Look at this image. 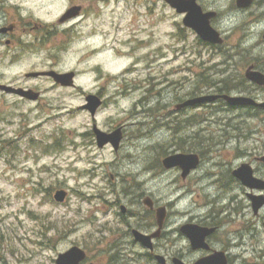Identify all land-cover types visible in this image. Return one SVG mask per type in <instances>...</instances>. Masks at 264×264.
Masks as SVG:
<instances>
[{"label": "rangeland", "instance_id": "rangeland-1", "mask_svg": "<svg viewBox=\"0 0 264 264\" xmlns=\"http://www.w3.org/2000/svg\"><path fill=\"white\" fill-rule=\"evenodd\" d=\"M26 2L58 34L35 47L20 67L1 68L0 75L9 80L52 66L73 71L76 87L47 88L45 79H37L32 83L44 91L37 102L0 95V264H55L72 247L85 251L82 264H145L134 248L114 243L122 234L129 241L125 225L134 224L126 214L119 225L117 210L110 207L114 191L121 199V191L128 190L125 180L141 183L158 205L172 203L170 219L175 211L180 217L168 227L164 249L184 247L185 236L173 242V229L188 219L186 213L206 215L214 198V209L221 206L222 191L215 177L205 183L195 175L180 183L159 178L162 156L196 144L199 136L209 150L184 151L202 157L197 175L222 173L215 163L235 159L241 145L264 153V119L236 118L220 102L179 112L175 106L213 94L209 87L237 85L252 64L264 70V1L228 26L242 22V31L215 47L186 29L163 0ZM79 3L86 8L83 16L59 24L66 7ZM64 29L69 32L63 36ZM90 94H101L105 103L95 115L98 128L128 124L117 153L82 136L93 122L80 109ZM145 110L149 115L141 113ZM159 113L164 117L153 118ZM167 121L170 128L163 126ZM146 166L149 171L141 174ZM183 185L191 193L180 199ZM59 190L66 193L61 203L53 198ZM124 206L130 210L127 201ZM141 251L138 246L134 252Z\"/></svg>", "mask_w": 264, "mask_h": 264}, {"label": "flooded vegetation", "instance_id": "flooded-vegetation-1", "mask_svg": "<svg viewBox=\"0 0 264 264\" xmlns=\"http://www.w3.org/2000/svg\"><path fill=\"white\" fill-rule=\"evenodd\" d=\"M259 1L260 0H251L250 5L246 7H238L236 0H195V3L200 7L202 15H206L210 27L219 34L224 42L225 40L232 38L238 32V30L242 31V22L240 25H235L234 28H229L228 26H230V24L233 22L241 21L242 14L247 13L253 7H256L254 5ZM225 2L227 5H224ZM26 3V0H0V69L14 70L20 67L22 64H24L26 55H33L35 47L37 46L47 45L52 40L54 32H56V30H54V26H50L53 24H49L48 22H45L41 18L37 17L32 7L26 6ZM72 8H77V15L68 20L61 21L64 15ZM85 11L86 8H84L81 3L76 5L73 4L68 8L66 7L65 11L59 17L58 23L65 25L74 19L81 18ZM180 17L183 18V16ZM259 19L260 17L253 22H259ZM68 29L62 30L60 34L64 36L65 33L69 32ZM189 30L193 32L195 36H197L194 31L191 29ZM56 34L58 33L56 32ZM249 68L252 71L259 72L264 75L262 72L264 70L261 71L259 66L252 64L246 68L243 76L240 75L238 84H232V86H234L233 89H229L228 91L226 90V93L224 94L216 95L245 97L255 101L257 105L231 106L225 100L220 99L217 102L221 103L220 105L222 106V109L226 111V113H231L232 116L236 118L264 119V108L258 106V104L264 103V85H258L257 83L246 79V73ZM50 71L64 73L62 71H57L52 66H49L47 68L40 69V71L24 73L22 77H20V75L14 76L9 80H4V75H0V86L37 93L39 94L37 100L35 101L37 102L42 98L44 91L35 86L32 83L33 80L45 79L49 84V87L47 88H66L55 83L49 76H30V74L35 72ZM238 93H242L244 95L238 96ZM0 95L2 98H4V96H11L17 100L29 101L26 98L14 93L6 92L3 89H0ZM97 96L102 101L101 106L97 109L98 111L105 103L102 100L101 94H98ZM84 105H82L80 108L83 111ZM180 105L181 104L175 106L176 112L182 110ZM146 111L147 110L144 112L142 111L141 113L147 114ZM141 113H137L136 115L141 116ZM95 115L92 117L89 114V116L93 119L91 124L92 127L82 136L86 138V140L93 141L94 145L98 149L111 147L113 152L117 153L121 146L122 134L127 130L128 124L119 125L118 128L113 127L101 130L97 127ZM147 115H149V112ZM163 117L164 115L159 113L153 118L159 120ZM177 118L178 117H176V114L174 113L173 120ZM94 126H96L105 134H110L121 128V139L118 149L115 150L111 144H106L102 148H99L97 145L96 136L93 132ZM163 126L170 128L168 121L163 124ZM173 126L171 127L172 130H174ZM243 138L244 137H242V139ZM236 152L237 154L235 159H224L221 162L215 163L217 168L222 169V173H210L204 176L197 175L200 174L199 171H201V164L203 163L202 157L200 155L196 154L199 158L198 166L192 169L185 177H182V170L179 167H173L169 169L164 168L162 160L169 155L178 153L190 154L189 152H182L178 147H176L173 151H169L167 154L165 152L160 160V171L158 176L161 179H171L173 183L178 181L180 183V181L184 182L191 178V176L195 175L198 176L199 180L204 183L210 181L207 180L209 177H215L214 180L217 181L216 184H220L218 189L222 191V204L221 206H218L219 208L217 207L214 209V207L218 204L214 198V200H210L209 203L206 204L207 206H210V210L206 215L193 216L190 213H186L188 214V219H186L183 224H180L177 226V228L173 229V233L175 232L174 237H176L173 242H175L178 239H183L185 241L183 238L184 235L180 231L183 225L190 224L199 227L213 228V233L208 235L205 239V242L208 245L207 249L193 250L189 240L185 237L187 239V243L184 247L181 248L177 246V251L168 253V251L164 249V243H166L165 240L168 238L166 232L169 231L167 230L168 227H170V225L180 217L178 211H175L173 218L170 219V209L172 207L171 202L158 205L148 195V191L143 190L141 183L130 184L128 183V180H125L127 183L124 181L128 190L121 191L123 198L118 199L117 197L119 194H117L116 191L112 193L115 198L110 203V207L112 210H117L116 213L119 217V225H123L122 219L126 216V214L131 215L128 219L129 221L134 220V224L129 222L128 225H125L124 237H127L130 240L123 241L122 234L120 237L116 238V241L114 242L115 245L120 244L134 248V250L131 252L135 253L136 257L139 256L140 259L145 262V264H149V262H155L158 264L156 261V256H162L165 259L166 264H172L173 259H178L185 264H194L197 260L206 256H212L215 253L224 254L225 264H264V241H261L260 237V234H262V236L264 235V153L262 151L256 152V147L250 149V146L245 147L244 145H241L239 148H237ZM241 168H243V173H246V176L248 175L250 179H252L251 186L246 185L243 182L247 181L246 177L240 179L234 175V173ZM148 171L149 167L146 166L141 170L140 173L142 174ZM175 173L177 176H175ZM114 179L115 178H113V180ZM181 188L184 189L182 191L183 194L179 197L180 199L184 196H188V194L191 193L190 186L183 185L179 187V189ZM125 201H127V206L130 208V210L124 206ZM133 206L134 209L132 208ZM158 211L164 215L160 228L157 219ZM134 232H137L142 236H152L155 233H158L156 237L151 239L152 250L143 247L140 242L136 241L133 234ZM218 232L223 233L222 236H219ZM138 246H140L143 250L140 252V255H138V252H134ZM117 253H119V251ZM83 262L84 261H82L80 264Z\"/></svg>", "mask_w": 264, "mask_h": 264}, {"label": "water", "instance_id": "water-1", "mask_svg": "<svg viewBox=\"0 0 264 264\" xmlns=\"http://www.w3.org/2000/svg\"><path fill=\"white\" fill-rule=\"evenodd\" d=\"M171 9H173L177 14L183 15L182 25L186 28L193 30L202 41L207 42L212 45H221L223 39L219 34L210 27L206 15H202L200 7L195 3V0H163ZM238 7H246L250 5L251 0H236ZM77 8L70 9L63 17L61 21L68 20L77 14ZM32 77L39 76H49L57 84H60L66 88L75 87V73L64 72L57 73L55 71L50 72H35L30 74ZM246 79L257 83L258 85H264V75L259 72L252 71L250 68L247 70ZM0 89L5 90L9 93H14L23 98H26L29 101H36L39 94L33 93L32 91H25L22 89H14L11 87H2ZM218 99L225 100L231 106H249L257 105L255 101L245 98V97H230L226 95H203L193 99L186 100L180 105V108L198 106L205 103H213ZM86 104L83 106L84 110H87L88 113L94 117L97 109L101 106V99L97 95H87ZM258 106L264 108L263 104H258ZM93 132L96 136L97 145L99 148H102L106 144H111V146L117 150L120 139H121V128L116 131L105 134L100 131L96 126L93 127ZM164 168L169 169L173 167H179L182 170V177H185L192 169L196 168L199 164V158L196 154H173L165 157L162 160ZM234 175L240 179L246 177L247 181H243L246 185L251 186L250 177L246 173H243V168L239 169L234 173ZM254 181V179H253ZM53 198L56 202H64L66 198V193L63 190L56 191L53 195ZM256 207V206H255ZM164 215L158 211L157 219L159 228L161 227L162 219ZM182 234L189 240L190 245L193 250L207 249L208 245L205 242V239L208 235L213 233V228L199 227L196 225H183L180 229ZM135 240L140 242V244L152 250L151 239L156 237L158 233H155L152 236H142L141 234L134 232ZM86 258L85 252L78 248L72 247L68 251L59 254L55 264H80ZM156 261L158 264H166L165 259L162 256H156ZM172 264H185L178 259H173ZM194 264H225V258L223 253H215L212 256H206L197 260Z\"/></svg>", "mask_w": 264, "mask_h": 264}, {"label": "trees", "instance_id": "trees-1", "mask_svg": "<svg viewBox=\"0 0 264 264\" xmlns=\"http://www.w3.org/2000/svg\"><path fill=\"white\" fill-rule=\"evenodd\" d=\"M212 47H215V46H212ZM233 87L234 86H232V87L231 86H228V87L227 86H224V87H222V86H220V87L213 86L211 88L209 87V89H212L213 90V94H224V93H226V90L228 91L229 89H233ZM226 88H228V89H226ZM197 140L198 141H197L196 144L195 143L188 142L189 145L187 147L185 146V144H183L182 146H180L178 148L182 152L188 151V150H191V151H194V150H199V151L200 150H204V151L209 150V148H208L209 147V144H207L206 142H204L205 141L204 139H200L199 136H198ZM191 145H193V146H191Z\"/></svg>", "mask_w": 264, "mask_h": 264}]
</instances>
